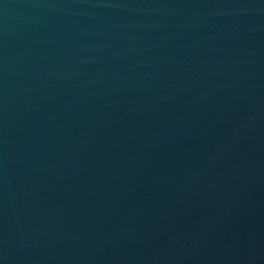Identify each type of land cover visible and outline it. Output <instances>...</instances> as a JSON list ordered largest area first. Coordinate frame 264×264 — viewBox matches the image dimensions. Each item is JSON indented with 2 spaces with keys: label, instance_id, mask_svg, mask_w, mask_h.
I'll use <instances>...</instances> for the list:
<instances>
[{
  "label": "water",
  "instance_id": "1",
  "mask_svg": "<svg viewBox=\"0 0 264 264\" xmlns=\"http://www.w3.org/2000/svg\"><path fill=\"white\" fill-rule=\"evenodd\" d=\"M0 264H264V0H0Z\"/></svg>",
  "mask_w": 264,
  "mask_h": 264
}]
</instances>
